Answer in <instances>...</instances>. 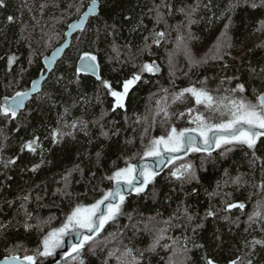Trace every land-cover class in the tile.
I'll list each match as a JSON object with an SVG mask.
<instances>
[{
  "label": "trees",
  "instance_id": "1",
  "mask_svg": "<svg viewBox=\"0 0 264 264\" xmlns=\"http://www.w3.org/2000/svg\"><path fill=\"white\" fill-rule=\"evenodd\" d=\"M160 2L161 0H99L98 13L89 18L83 30L72 36L71 46L56 62L41 90L32 95L25 108L18 113V118L6 120L0 117V224L8 225L0 229V259L8 255V250L13 249L15 245L23 246L18 250L21 257L25 255L24 249H28V254H31L43 232L60 224L67 210V199L59 194L54 196L53 192L57 187H63L61 177L66 170L75 164H80L84 168L83 179L78 172L73 174L69 191L72 192L74 200L78 199L84 204L93 203L102 195L101 189L106 191L111 187V183L103 177L111 174L112 161H118V166L123 167V159L120 157L142 155V136L143 143L146 144L150 138L163 135L171 125L195 127L189 120L197 114L195 109L204 112L203 107L197 106L190 96L186 104L179 102L172 104L173 92L190 86L201 87L200 81L205 80L204 86L210 89H216L218 86L222 89L235 87L236 83H244L246 86L244 95L254 102L253 88L264 90L259 76L252 75L249 71L250 66L256 68L257 72L259 68L264 67V47H256L257 44L264 42V34L254 39L259 22L264 20V8L253 9L241 5L235 12L227 13L225 9L229 0H168L174 5L173 14L165 16L166 24L161 22L155 26L156 31L163 30L167 35L159 46L151 44L150 38L148 43L151 44V49L141 54L139 50L144 47V37L150 36L154 29L155 13H150L149 9ZM255 2L259 5L260 0ZM4 3L5 7L0 8V99L28 87L30 81L43 69L41 51L43 48L41 49L38 38L44 39L51 33L57 40L64 39L69 22L79 17L88 0H4ZM41 5L44 7L41 8ZM180 8H185L186 11L193 8L196 10L188 17L178 11ZM229 15L232 22L227 40L233 49L225 45L223 52L229 54L222 60H213L211 58L213 53H210L209 49H212L211 46L217 43V40L213 42L209 40V32L212 25L217 22L219 25L216 35L219 37ZM8 16H13L14 20L9 22ZM124 16H131L132 19L125 20ZM141 19L143 25L137 31H131ZM34 20L41 24L40 29H44L41 36V33L39 35L36 33ZM105 23L116 25L115 35L109 34L110 28L108 31L104 30ZM178 35L184 38L191 58L199 60L206 57L207 63L190 66V58L185 55L183 45L180 49L176 48ZM74 39L76 41L72 44ZM113 46L117 51L113 50ZM78 49L82 52L90 51L97 56L102 75L109 79L117 90L122 89L125 79L140 71L139 66L143 63L155 61L160 71L155 74L144 72L141 81L129 92L126 111L121 109L112 112L113 99L103 90L99 93L100 99H96L98 82L95 81V77L82 75L79 85L69 83L74 79L76 56L73 55ZM202 51H206L205 54ZM169 53H172L171 64ZM9 55L17 57L11 69L7 64ZM133 64L136 67H133ZM225 64L228 65L227 68L224 67ZM61 76L63 80L57 84L56 80ZM230 76H238L240 79L233 80L230 85L220 84L223 78ZM163 89L169 90L167 101L170 105L169 112L173 114L171 121L169 124L160 123L161 114L157 117V122L148 127L144 123V117L149 115V109H155L156 100L165 96ZM65 107L69 108V113L65 117L68 123L77 118L90 122V137H85L83 133L77 131L75 140L68 137L61 144L53 145L48 133L51 128L56 127L58 114L63 113ZM187 107L194 109L191 116L186 113L183 118L177 119L176 114L186 112ZM102 110L108 112L103 120L105 130L113 129V122H116L115 127L120 129L119 135L113 136L110 140L100 137L99 126L91 124V121L100 116ZM138 119L140 123H137ZM33 134L40 137L45 149L44 159L50 161L44 163L35 173L28 169L34 163L40 162L39 152L36 155L27 151L20 153L21 144L31 139ZM129 140L132 143H126ZM261 141H264V137H261ZM97 151H102L99 165L96 163ZM221 151L222 149L214 148L211 156L206 152H189L181 159L174 160L160 171L155 184L148 186L146 196L138 198L133 194L127 197L125 215L121 216L117 223L105 225L104 231L91 247L86 245L81 255L72 259L74 260L72 262L64 256L53 264H79L80 260H83V264H102L108 251L119 244V240H112L109 233L119 231L124 237L123 242L127 244L135 230L129 225L142 229L148 217L156 216L157 212L161 215L154 223L166 220L176 212L178 206L181 209L187 206L191 213L198 214L199 217L205 215L210 205L214 210H219L215 218L203 221L204 227L199 229L194 237L197 243L205 245L208 255L217 263H228L237 256H244L248 251L244 247V241H251L253 237L264 239V231L260 229V224L264 221H258L251 226L247 223L248 214L253 211L256 201L264 198L251 186L253 177L256 183L261 179L260 164L257 162L254 171L250 169V154L245 156L246 149L237 147L224 156L220 155ZM257 155L264 157V142H258ZM17 156L19 159L15 165L4 167V161ZM181 161L193 165L200 179L199 183L184 184L182 189L178 181L169 177V169L173 168V165L179 167ZM225 169H228L232 177L241 173L246 174L245 179L249 180V184L239 190L231 184L225 187L224 180L227 179L224 176ZM91 172L96 173L94 178L90 176ZM9 176L10 180L7 179ZM218 182L219 194L209 198L207 193L216 189ZM193 188H196L198 193L185 197V193H191ZM224 193L232 195L226 197ZM25 195H30L28 201L23 200ZM37 195L41 197L39 201L36 199ZM225 199L228 202L243 201L246 204L243 213L233 209L228 214L232 222L223 219L226 213L222 210L224 207L222 200ZM25 209L31 213L29 223L35 226L29 231H25L20 223L26 218ZM128 213L133 215L131 222ZM45 221L49 223L46 224ZM185 222L176 221L177 224ZM245 228L248 229L247 232ZM183 234L185 229L182 227H174L169 232V235L175 237H181ZM186 234L193 236L190 228ZM216 235H219L221 240H215ZM148 240L147 233H140L134 238V243L136 247L143 248ZM203 251L192 249L189 253L190 264H203L201 259ZM160 257L166 258L167 253L161 251L159 256L151 257V264H164ZM251 258L253 264H264V248L257 245L255 255ZM110 264H116L114 258ZM145 264H148L147 259Z\"/></svg>",
  "mask_w": 264,
  "mask_h": 264
},
{
  "label": "snow or ice",
  "instance_id": "2",
  "mask_svg": "<svg viewBox=\"0 0 264 264\" xmlns=\"http://www.w3.org/2000/svg\"><path fill=\"white\" fill-rule=\"evenodd\" d=\"M99 5V0H90V7L83 13V16L79 19L76 24H70L69 28L83 29L85 19L92 14H96ZM241 5L250 6L253 9L258 7L264 8V0H260L259 5L255 0H229L225 11L227 13H233ZM5 7L4 0H0V8ZM44 5H41L43 8ZM71 7V5H70ZM174 5L169 3L168 0H161L159 4H154L153 8L149 9V12L155 13L154 18V29L150 33V36L144 37V47L139 51L142 54L145 50L151 49V44L159 46L161 41L167 35L165 31H156L155 26L161 22L165 24L166 15H172ZM196 9L193 8L191 11H186L185 8L178 9L179 12L184 13L190 17L192 12ZM223 15V14H222ZM222 18V17H221ZM8 21L14 20L13 16H8ZM125 20H131V16H124ZM192 21L189 19V23ZM232 17L228 16V22L224 24L223 30L220 36L217 37V43L213 45L212 49H209L210 53H213V60H222L225 55L229 53L223 52L225 45L231 47V44L227 40L228 30L231 26ZM143 25V20H139L132 28L131 31H137ZM111 31L110 35H115L116 25H108L105 23V31ZM257 32L264 34V20L259 22V26L256 29ZM97 36H99V29L97 30ZM151 38V44L148 43ZM183 45V51L186 56L190 58V66L195 67L201 63H207V58H201L199 60L190 57L187 45L184 43V38L180 35L177 36L176 48L180 49ZM66 45H62L53 52L52 57H45V67L56 59L57 55L61 53ZM256 47H264V42L257 44ZM113 50L117 51V48L113 46ZM251 51V49H250ZM17 57L15 55H9L7 58L8 68L11 69L12 65L16 62ZM31 63V61H29ZM169 63H172V53H169ZM133 67H136L133 64ZM139 72H134L131 77L125 79L122 83V90H117L113 87L112 82L109 79L104 78L101 73V66L98 62L97 56L90 51H83L79 53L78 60L75 63L74 79L70 80L69 83H76L79 85L82 75H90L95 77L97 81V94L96 99H100L99 93L101 90L113 99L111 111L116 112L117 110L126 111V100L129 96L131 88L141 81L142 74L158 73L160 71L159 66L155 61L151 63H143L140 66ZM228 67L227 64L224 65ZM249 71L252 75L259 76L264 85V67L257 69L249 67ZM238 76L225 77L221 80L220 84L223 85L228 83L229 85L233 80H239ZM63 80V77H58L56 83L59 84ZM147 83V81H144ZM39 79L31 82V87L17 91L12 96H4L2 102H0V117L6 120H15L18 118V113L25 107V101L29 99L33 93L40 91ZM201 87L190 86L183 88L178 92L171 94V102L175 104L177 102L186 104L189 96L195 100L197 106H202L204 112H200L197 108L195 109L196 115L189 120L190 124H194L195 127H177L171 125L168 127L163 135L152 137L145 144L143 143L144 137H141L142 142V155L137 157V154L132 156H122L123 167L118 166V161H112L111 174H106L103 179L111 183V188L108 190L101 189L102 195L99 199H96L93 203L84 204L80 203L78 199L72 198V192L69 191L71 187V178L74 173H79L81 178H84L85 170L80 164H75L71 169L66 170L62 175L63 187H57L53 195L59 194L60 196L67 199V210L64 212L63 219L61 220L58 227H50L46 232H43L37 247L31 250V254H28L29 250L24 249L25 255L22 257L19 255V249L22 245H15L13 249H9V254L0 259V264H43V260L53 256L57 249L63 248L65 244V238H68V246L70 251L64 253L65 256H73L75 259L79 257L85 246L91 247L95 243L99 235L104 231L105 225L110 223H117L121 216L125 215L124 206L128 196L135 195L136 197H142L147 195V189L149 185L155 184L156 177L160 174L162 169L160 165L172 164L174 160H179L181 157L179 153L187 152H206L211 156L213 146L217 149H222L220 152L221 156L226 153L232 152L233 149L240 147L246 149L245 156H249V167L254 171L257 162L260 164L261 179L258 183L253 182L251 186L256 189V192L264 197V157L257 155L258 142L261 141V137H264V90H258L253 88V94L255 96V102L250 100L245 94L246 86L244 83H236L235 87L221 88L218 86L216 89H210L206 86V80L200 81ZM65 91L67 87L65 86ZM165 96L161 99L156 100V107L154 110L149 109V115L144 117V123L148 127L153 126L157 122V117L162 114L160 123L169 124L172 115L169 112V103L167 101L168 89H163ZM221 92L223 94H221ZM187 94V95H186ZM47 95V94H46ZM155 95V94H153ZM49 99L51 97L49 96ZM86 99V98H83ZM163 101V103H162ZM194 109L187 107L186 112L181 111L176 114L177 119L183 118L186 113L191 116ZM69 113V108L65 107L63 113L58 114L57 125L48 133L51 138L53 145L61 144L65 138L70 137L76 139V132L83 133L85 137H90L89 121L82 118H77L71 123H68L65 117ZM208 113V115H205ZM108 112L105 110L101 111L100 116L91 121V124L100 128V137L104 140H110L113 136H118L120 129L115 127L113 122V129L105 130L103 120ZM127 119V117H125ZM140 123V120H137ZM65 129H68L67 131ZM147 132V127L145 128ZM48 136L45 138L47 139ZM199 137V141L197 140ZM202 141L204 147H200ZM91 143V139H89ZM126 143H132V141H126ZM103 148V145H101ZM25 151L33 155L40 154L41 160L39 163H34L28 171L32 173L37 172L44 163H50L45 161L41 139L38 135L33 134L32 138L24 141L20 146V153L23 154ZM79 155V153H78ZM96 163L99 165L102 158V151H97ZM118 158V159H120ZM146 158H151L153 166L150 167L147 163H142ZM19 156L9 158L4 161V167L8 168L9 165H15ZM133 160H138L137 163H133ZM95 172H91L90 176L94 178ZM224 176L227 178L224 180V186L227 187L229 184L234 185L237 190L249 184V180L245 179L246 174L241 173L232 177L228 169L224 170ZM169 177L175 181H178L183 189L184 184H190L192 182L199 183L200 179L197 172L191 163H181L179 167L173 165V168L169 169ZM11 179V177H7ZM220 183H217L216 189L212 192L207 193L209 198H212L219 194ZM95 187L93 191H95ZM198 190L193 188L191 193L186 192L185 197L197 194ZM226 197H231V193H224ZM30 195L23 196L24 201H28ZM36 199L39 201L41 197L37 195ZM11 203V202H9ZM224 204L223 212L226 215L223 219L226 222H232L230 214L233 209H238L242 213L246 208L244 202H228V200H222ZM23 207V205L21 206ZM219 210H214L210 205L206 210L203 217H199L198 214H193L189 211L188 207L185 206L181 209L177 207L176 212L166 220L157 221V218L161 215L157 212L156 216L148 217L147 221L144 222L143 228H139L135 225H129L135 230L133 237L129 239V242L125 244L123 242L124 237L117 232L109 233V237L112 240H119L118 246L109 250L107 257L103 260L102 264H110L112 258L115 259L116 264H145L147 259L148 264H151V257L159 256L161 251L167 253V257H160L164 264H190L189 253L192 249H201L203 255L201 259L203 264H217V261L208 255V252L203 243H197L194 239L197 231L204 227V220L208 218H215ZM129 221L133 220L131 213L127 214ZM25 219L20 222L21 226L25 231L33 229L35 226L29 223L31 219V213L25 209ZM184 220L185 223L177 224L176 221ZM239 217H237V221ZM199 221V222H197ZM258 221H264V198L256 201L253 211L248 214V225L251 226L253 223ZM10 223V222H9ZM48 224V221H45ZM162 225V226H158ZM8 227L6 224H0V229ZM127 227V226H126ZM174 227H182L185 229V234L181 237H175L169 235V232ZM191 229L193 236H188L187 230ZM261 231H264V223L260 224ZM247 228L245 231L247 232ZM147 233L149 240L145 247H136L134 238L137 234ZM75 237V242H72V237ZM215 240H221L219 235L215 236ZM191 244V248H189ZM259 245L264 248V239H257L253 237L251 241H244V247L248 251L244 256H237L235 259L229 260L228 264H253V257L255 255L256 246ZM219 246V245H218ZM79 264H83V260L79 261Z\"/></svg>",
  "mask_w": 264,
  "mask_h": 264
},
{
  "label": "water",
  "instance_id": "3",
  "mask_svg": "<svg viewBox=\"0 0 264 264\" xmlns=\"http://www.w3.org/2000/svg\"><path fill=\"white\" fill-rule=\"evenodd\" d=\"M88 1H89V4H88V5L86 6V8L82 11V13L79 15V17L69 22V24H68V26H67V28H66V30H65V38H64V40H63L59 45H57L55 48H53L52 51H51L48 55H45L44 57H42V63H43L44 68H43V70H41V71L38 73V75H36V76L30 81V83H29V85H28V87H27L26 89H28V88L31 87V82H32L33 80H37V79H39V80L41 81V83H40V90H41L44 81H45L46 78L49 76V74L53 71L56 62L62 57V55L64 54L65 50H66V49L69 47V45L71 44L72 36H73L77 31H79V30H83V29L85 28V26H86V24H87L89 18H90L91 16L96 15V14L98 13V11H99V5H98V8H97V12H96V14H92V15H90L89 17H87V18L85 19V23H84L83 29H78V28H72V29H70V28H69V25H70V24H76V23L79 21V19L81 18V16H83V13L86 12V11L88 10V7H90V0H88ZM62 45H66V47L64 48V50H63L61 53H59V54L57 55L56 59H55L50 65H49V67H45V57H49V58L52 57L53 52H55L56 49H57V48H60ZM26 89H25V90H26ZM34 94H36V93H33L32 95H34ZM31 97H32V96H31ZM31 97L25 101V106H26L27 102L31 99ZM2 100H3V98L0 99V102H2ZM24 108H25V107H24ZM24 108H23V109H24ZM21 110H22V109H21ZM197 140H198V137H197ZM201 147H204V146H201ZM213 148H214V146H213ZM178 155H179V156H182V155H185V153L182 152V153H179ZM137 162H138V161H137ZM137 162H136V163H137ZM142 163H150V164L153 166V161H152L151 158H146L144 161H142ZM163 167H165V165H160V168H161V169H163ZM72 242H75V237H74V236L72 237ZM68 250H69V246H68V238L66 237V238H65V244H64V247H63V248H60V249H57L56 253H55L53 256L49 257L46 261H44L43 264H52V263L57 262L58 260H60V259L64 256V253H65L66 251H68ZM3 258H4V257H3ZM3 258H1V259H3ZM217 264H228V263H227V262H220V263H217Z\"/></svg>",
  "mask_w": 264,
  "mask_h": 264
},
{
  "label": "rangeland",
  "instance_id": "4",
  "mask_svg": "<svg viewBox=\"0 0 264 264\" xmlns=\"http://www.w3.org/2000/svg\"><path fill=\"white\" fill-rule=\"evenodd\" d=\"M70 1H72V0H70ZM89 4V3H88ZM34 28L36 29V33L39 35V33H41L40 34V36L43 34V30L42 29H40V27H41V24H38V21H36V20H34ZM218 25H219V23H214L213 25H212V30L209 32V37H208V39L209 40H211L212 42L214 41V40H217V35H216V32H217V27H218ZM260 32H257L256 31V33H255V35H254V39L256 40V39H258V38H260V37H258V36H260ZM47 35V34H46ZM217 36V37H216ZM39 39V44H40V42H41V51L43 52V54H42V57H44L45 55H48L51 51H52V49L53 48H55L57 45H59L64 39H62V40H57V37H55L54 35H52L51 33L49 34V36L48 37H46V38H44V39H41V38H38ZM209 40H207L208 42H209ZM76 41V39H74L73 40V42H72V44L74 43ZM207 41H206V43H207ZM205 43V42H204ZM205 45V44H204ZM71 46V44L69 45V47ZM68 47V48H69ZM67 48V49H68ZM211 48H213V45L211 46ZM66 49V50H67ZM230 49H233L232 47H230ZM239 49V48H238ZM66 50H65V52H66ZM48 51V52H47ZM193 51H195V50H193ZM64 52V53H65ZM80 52H82V51H79V49L78 50H76V52L74 53V55H73V57H75V63H76V61L78 60V57H79V53ZM205 52L206 51H202V53H204L205 54ZM148 63H151V62H148ZM122 90V89H121ZM21 91H23V90H21ZM255 102V101H254ZM201 143H202V141H201ZM203 144V143H202ZM180 163H185V162H180ZM150 167H151V165H149ZM59 225H56L55 227H58ZM66 259H68V261L69 262H72V261H74V260H72V259H74L73 258V256H66Z\"/></svg>",
  "mask_w": 264,
  "mask_h": 264
},
{
  "label": "flooded vegetation",
  "instance_id": "5",
  "mask_svg": "<svg viewBox=\"0 0 264 264\" xmlns=\"http://www.w3.org/2000/svg\"><path fill=\"white\" fill-rule=\"evenodd\" d=\"M200 144L202 145V143L200 142ZM243 202V201H242Z\"/></svg>",
  "mask_w": 264,
  "mask_h": 264
}]
</instances>
